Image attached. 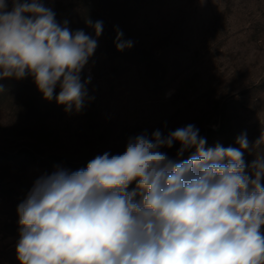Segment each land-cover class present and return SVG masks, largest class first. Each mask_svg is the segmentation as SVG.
<instances>
[{"label":"rangeland","instance_id":"rangeland-1","mask_svg":"<svg viewBox=\"0 0 264 264\" xmlns=\"http://www.w3.org/2000/svg\"><path fill=\"white\" fill-rule=\"evenodd\" d=\"M42 2L58 24L98 46L81 72L89 82L79 111L56 102L59 87L46 100L31 76L0 79V264H20L17 209L38 178L123 154L138 135L192 124L206 148L224 141L238 148L246 133L245 163L264 154V0ZM89 20L103 22L99 37ZM117 28L132 47L117 50ZM179 148L160 151L176 159Z\"/></svg>","mask_w":264,"mask_h":264},{"label":"clouds","instance_id":"clouds-1","mask_svg":"<svg viewBox=\"0 0 264 264\" xmlns=\"http://www.w3.org/2000/svg\"><path fill=\"white\" fill-rule=\"evenodd\" d=\"M0 0V79L31 76L46 100L79 111L81 72L97 39L60 25L42 0ZM96 37L103 22L93 25ZM117 28L116 48L133 45ZM90 79V78H89ZM179 143L177 158L161 148ZM189 124L157 130L74 172L38 178L18 206L20 264H264V154L246 164L239 147L206 148ZM261 144V138L255 146ZM192 155L181 160L186 151ZM136 188L129 191V185Z\"/></svg>","mask_w":264,"mask_h":264},{"label":"trees","instance_id":"trees-1","mask_svg":"<svg viewBox=\"0 0 264 264\" xmlns=\"http://www.w3.org/2000/svg\"><path fill=\"white\" fill-rule=\"evenodd\" d=\"M221 131H223V128L220 127V128H217V130L215 131V133H221ZM227 141H224L223 143H221L222 146L226 147L227 146ZM19 154V153H18ZM19 157V156H16L15 159ZM54 156L50 157L49 159H46V160H43L42 163H47L46 161H49V160H55V158H53Z\"/></svg>","mask_w":264,"mask_h":264}]
</instances>
